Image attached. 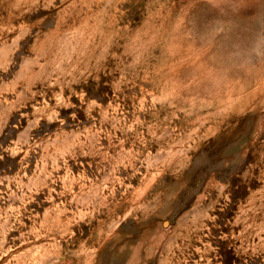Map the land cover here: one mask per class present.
I'll use <instances>...</instances> for the list:
<instances>
[{"label": "rangeland", "instance_id": "1", "mask_svg": "<svg viewBox=\"0 0 264 264\" xmlns=\"http://www.w3.org/2000/svg\"><path fill=\"white\" fill-rule=\"evenodd\" d=\"M0 264H264V0H0Z\"/></svg>", "mask_w": 264, "mask_h": 264}]
</instances>
